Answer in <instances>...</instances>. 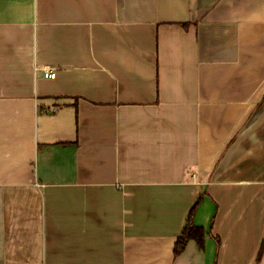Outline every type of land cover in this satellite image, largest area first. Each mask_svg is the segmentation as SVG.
<instances>
[{
  "label": "crops",
  "instance_id": "obj_1",
  "mask_svg": "<svg viewBox=\"0 0 264 264\" xmlns=\"http://www.w3.org/2000/svg\"><path fill=\"white\" fill-rule=\"evenodd\" d=\"M0 264H264V0H0Z\"/></svg>",
  "mask_w": 264,
  "mask_h": 264
},
{
  "label": "trees",
  "instance_id": "obj_2",
  "mask_svg": "<svg viewBox=\"0 0 264 264\" xmlns=\"http://www.w3.org/2000/svg\"><path fill=\"white\" fill-rule=\"evenodd\" d=\"M205 230L200 226L194 225L188 220L181 235L177 238L174 245V255L180 254L186 247L188 241L195 240L202 247L204 245Z\"/></svg>",
  "mask_w": 264,
  "mask_h": 264
},
{
  "label": "built area",
  "instance_id": "obj_3",
  "mask_svg": "<svg viewBox=\"0 0 264 264\" xmlns=\"http://www.w3.org/2000/svg\"><path fill=\"white\" fill-rule=\"evenodd\" d=\"M44 75H45V77H55L56 76V71L55 70H53V69H45L44 70Z\"/></svg>",
  "mask_w": 264,
  "mask_h": 264
}]
</instances>
